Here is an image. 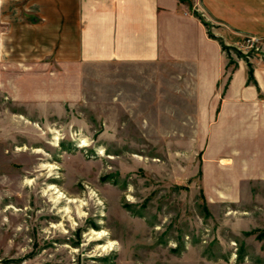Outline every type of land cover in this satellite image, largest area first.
Wrapping results in <instances>:
<instances>
[{
  "label": "rangeland",
  "instance_id": "1",
  "mask_svg": "<svg viewBox=\"0 0 264 264\" xmlns=\"http://www.w3.org/2000/svg\"><path fill=\"white\" fill-rule=\"evenodd\" d=\"M231 44L229 67L264 65L263 38ZM46 69L0 62V264H264L252 128L157 111L135 70Z\"/></svg>",
  "mask_w": 264,
  "mask_h": 264
},
{
  "label": "crops",
  "instance_id": "2",
  "mask_svg": "<svg viewBox=\"0 0 264 264\" xmlns=\"http://www.w3.org/2000/svg\"><path fill=\"white\" fill-rule=\"evenodd\" d=\"M195 13L219 28L210 32ZM3 24L9 35L0 31L1 63L54 64L65 76L85 65L135 70L157 111L182 104L191 112L187 125L209 127L216 140L234 134L228 129L252 128L264 175V65H252L249 80L247 64L236 59L229 67L222 48L241 35L264 39V0H0ZM15 89L13 97L18 82Z\"/></svg>",
  "mask_w": 264,
  "mask_h": 264
},
{
  "label": "trees",
  "instance_id": "3",
  "mask_svg": "<svg viewBox=\"0 0 264 264\" xmlns=\"http://www.w3.org/2000/svg\"><path fill=\"white\" fill-rule=\"evenodd\" d=\"M180 1H182V0H180ZM195 16L197 17V18H199V20H201V22L205 25V26H207V23L201 18V16L198 14V13H195ZM209 37L210 38H214L215 39V37L209 32ZM222 48H223V50L225 51V50H227V48L222 44ZM248 79L249 80H251L252 79V70L249 68V70H248Z\"/></svg>",
  "mask_w": 264,
  "mask_h": 264
},
{
  "label": "bare ground",
  "instance_id": "4",
  "mask_svg": "<svg viewBox=\"0 0 264 264\" xmlns=\"http://www.w3.org/2000/svg\"><path fill=\"white\" fill-rule=\"evenodd\" d=\"M55 190V189H54ZM57 194H59V192H56ZM59 197L57 198V199H59L60 198V195H58ZM62 197V196H61ZM66 212H67V209L65 210ZM103 234H104V232H103Z\"/></svg>",
  "mask_w": 264,
  "mask_h": 264
}]
</instances>
